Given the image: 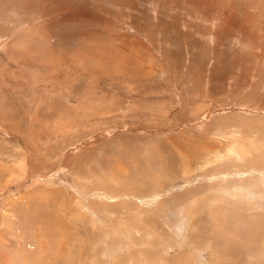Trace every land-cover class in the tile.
<instances>
[{"label":"rangeland","instance_id":"1","mask_svg":"<svg viewBox=\"0 0 264 264\" xmlns=\"http://www.w3.org/2000/svg\"><path fill=\"white\" fill-rule=\"evenodd\" d=\"M0 264H264V0H0Z\"/></svg>","mask_w":264,"mask_h":264}]
</instances>
